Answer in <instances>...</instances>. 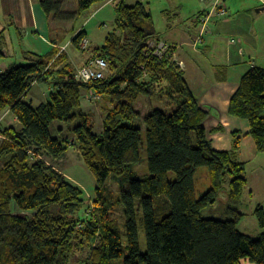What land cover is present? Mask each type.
I'll return each mask as SVG.
<instances>
[{"label": "trees", "instance_id": "trees-1", "mask_svg": "<svg viewBox=\"0 0 264 264\" xmlns=\"http://www.w3.org/2000/svg\"><path fill=\"white\" fill-rule=\"evenodd\" d=\"M107 0H75L77 9L61 12L60 0H40L46 14L73 21ZM114 28L92 57L108 62V74L94 83L76 77L68 53L56 48L48 56L26 51L25 60L0 70V113L10 109L18 127L0 129V264H69L76 247H91L85 264H241L248 259L264 264V207L255 209L262 232H242L239 224L247 185L246 164L240 157L243 134L233 132V146L218 150L207 135L208 111L173 60L154 55L151 41H160L148 2L116 3ZM74 30L76 48L87 31ZM0 31V64L7 47ZM57 44L62 36H54ZM57 42V43H56ZM170 51L175 47L170 45ZM82 48V47H81ZM147 80H142L144 78ZM51 86L49 101L37 107L25 100L35 83ZM177 103L167 113L153 108L144 116L149 172L138 174L141 128L132 124L140 114L136 103L155 89ZM95 89L110 103L101 134L81 109L84 91ZM231 115L247 119L257 151L264 153V67H250L230 100ZM69 126L76 148L97 181L94 214H81L84 191L46 161L63 158L69 139L54 137L53 121ZM221 128H216L220 130ZM208 169L210 187L197 197L195 173ZM173 171L175 179L169 178ZM110 175L128 184L118 196L104 192ZM229 184L227 219L206 218L202 211L214 204ZM140 199L146 236L141 251L135 200ZM126 217V243L114 205Z\"/></svg>", "mask_w": 264, "mask_h": 264}, {"label": "crops", "instance_id": "crops-1", "mask_svg": "<svg viewBox=\"0 0 264 264\" xmlns=\"http://www.w3.org/2000/svg\"><path fill=\"white\" fill-rule=\"evenodd\" d=\"M118 1L107 0L95 5L93 14H100L110 6L115 11ZM137 1L139 0L130 3L127 0L129 4H135ZM151 1L146 0L148 4ZM156 1L164 2L166 0H154L152 3ZM167 1L168 7L160 11L161 26H155L160 38L175 47L176 57L182 62L181 69L184 71L190 87L199 98L200 104L211 106L210 110L206 107L203 108L209 113L205 120V127L213 146L218 150L231 149L234 139L233 132H240L243 134L240 143V157L247 164L248 162L255 163L258 160L257 169L264 170V154L257 151L256 143L249 134V121L231 115L229 112L230 100L238 90L243 74L250 67H264V43L259 34L260 28H264V0H247L243 5H237L236 0ZM218 2L229 9V15H213L204 32V27L198 21V15L204 9L212 8ZM148 9L154 15L151 5L148 6ZM183 10H188V15L184 14ZM247 24H250L251 28L247 27ZM4 28L6 37L7 31L11 29L16 30L21 38L24 36V39H26L27 33H33V37L40 38L47 44L67 52L66 46L60 44V39H57V44L52 41L51 19L41 7L40 0H0V31ZM81 29H85L88 33L85 27L78 28L76 31ZM231 33L239 35V39L237 42L236 39H232L231 44L230 42L228 44L225 34ZM200 37L202 39L199 43ZM225 42L228 48L220 52L219 46H224ZM90 43L91 41H89V45ZM35 52L40 53V51ZM93 54L91 51L90 54L77 56L76 61L72 60L75 62V66L81 67L91 59ZM25 100L27 101V97ZM219 127L221 129L216 130ZM53 166L55 167V165ZM55 168L59 170L57 167ZM246 177L247 197L251 199L258 194L264 198V176L254 181L250 177ZM259 204L264 207L263 202H258L256 207ZM241 264L256 263L242 259Z\"/></svg>", "mask_w": 264, "mask_h": 264}, {"label": "rangeland", "instance_id": "rangeland-1", "mask_svg": "<svg viewBox=\"0 0 264 264\" xmlns=\"http://www.w3.org/2000/svg\"><path fill=\"white\" fill-rule=\"evenodd\" d=\"M61 1V12H73L77 9V4L75 0H60ZM148 4L151 5V8L154 13L155 25L158 27L161 26L162 18L160 11L167 6V0L164 2L156 1ZM130 3H134V0H128ZM247 0H236L235 3L237 5L246 4ZM96 6H93L90 10L85 11L81 14L79 18L73 21H58L54 19L55 13H53L50 17L52 24V33L54 36H62L60 39V44L62 46H66L67 52L71 58V61L74 63V68L77 70L79 66H75L76 57L80 55L90 54L91 51H94L95 48L101 47L104 45L106 36L108 32H110L114 28V23L116 19V10L113 11L112 6L108 7L104 11L100 12V14H93ZM210 9V7H209ZM205 10V9H204ZM163 13V12H162ZM184 14L188 15V10H183ZM229 15V9H228ZM166 16V15H165ZM166 20V17H165ZM264 20V14H263ZM85 27L88 30L89 37L88 40L91 41L89 47L86 49L76 48L72 42L74 36V30L78 28ZM247 27L251 28L250 24H247ZM252 33V32H251ZM259 34L262 36L264 43V28H260ZM21 38L19 34L11 29L7 31V39L8 44L5 48V56L0 64V70H4L11 63H21L24 61V53L27 50H35L40 51L43 54L48 56L52 55L55 47L53 45L47 44L40 38L33 37V33H27ZM226 42L231 44L232 39H239V35L235 33L225 34ZM225 42L224 46H219V51H223L227 49L228 45ZM60 46V47H62ZM151 51L154 55H158L162 57L166 55L169 57L172 54L173 60L176 62H181V60L176 57V52H171L170 47L167 49L155 48V45L150 43ZM99 57V56H97ZM92 58V57H91ZM176 58V59H175ZM198 58V57H197ZM74 61H73V60ZM196 59V58H195ZM248 60V57H246ZM245 60V61H246ZM88 62V61H87ZM108 74V72H107ZM144 78L142 80H147ZM162 86H159L155 89L151 96H141L137 103L136 109L140 112V114L135 118L132 122L133 125L141 128V145H140V153H141V163L134 167V171L138 174H146L149 172L148 166V153H147V142H146V125L144 123V116L149 113L153 108H161L167 113H171L177 107V103L168 99V97L161 91ZM93 89V88H92ZM90 90L84 91L81 97V109L84 113L88 114L91 122L95 126V132L101 134L103 131V120L104 115L107 110V105L110 106V103L104 100L102 94L97 92V90L93 89L95 93L99 96L98 100L94 101L91 98L93 97L90 94ZM51 92V86L47 83H35L31 89V91L27 95V101L32 106L37 107L43 102L49 101V94ZM95 94V95H96ZM8 126L18 127L19 122L16 116L12 113L10 109H5L0 113V129H3ZM51 133L54 137H60L62 139H69L70 148L67 151L66 155L58 160H53L51 158H44L55 165L60 171L65 173V175L75 184L82 188L84 191L85 205L81 214L84 216H90L94 214V200L96 198V186L97 181L95 176L85 164L81 154L79 153L75 142L72 138V134L69 130V126L66 122L63 121H53L51 124ZM4 138V135L0 133V140ZM264 154V153H262ZM257 162L251 163L248 162L246 164V176L250 177L253 181L255 179L264 176V170L257 169ZM263 168V167H262ZM176 175L173 171L169 172V178L175 179ZM120 178L115 175H110L105 188L103 189L106 194L112 195V197L118 196L122 189H128L129 185L122 184L119 182ZM195 187L197 192V197H200L201 193L209 189L210 187V179L208 174V169L205 166L198 167L195 173ZM228 190L229 184L225 185L224 190L220 194L219 199L214 204H211L203 209L202 215L206 218H218V219H227L228 215L226 214V205L228 202ZM247 187L244 191V205L241 207V210L245 213V216L241 223L239 224V229L251 235L252 237H257L259 233L262 231L258 225L257 217L254 214L255 208L258 202L264 203L263 196H259L256 194L254 198L247 197L246 193ZM135 208H136V220L138 226V234H139V242L140 248L142 252L146 250V236H145V227L143 223V213L141 210V202L140 199L135 200ZM112 217L116 218L119 222L120 230L123 232V243H126V236L124 232L126 231V217L123 213V209L121 206L117 204L113 206ZM91 247L86 245L85 247L78 246L75 248L69 264H85L88 261L90 256Z\"/></svg>", "mask_w": 264, "mask_h": 264}, {"label": "built area", "instance_id": "built-area-1", "mask_svg": "<svg viewBox=\"0 0 264 264\" xmlns=\"http://www.w3.org/2000/svg\"><path fill=\"white\" fill-rule=\"evenodd\" d=\"M146 1V0H142ZM206 1V0H205ZM227 15L228 9L225 5L221 4V2L215 3V5L210 9L203 10L198 15V21L204 27V32L208 28L209 20L213 15ZM203 32V33H204ZM203 35V34H202ZM201 35V36H202ZM202 37L198 39V42H201ZM152 45H155L156 50L163 48L167 49L169 44L163 40L160 41H151ZM89 45V40L87 37L83 38L81 41V47L86 49ZM176 59V58H175ZM177 61V59H176ZM178 63V62H177ZM182 62H179L178 65L181 67ZM108 62L103 57H93L88 60L83 66L79 67L76 70V77L85 83H94L98 80L104 79L108 72ZM90 94L93 96L91 99L96 101L98 100V95L95 93L93 89L90 90ZM96 94V95H95Z\"/></svg>", "mask_w": 264, "mask_h": 264}, {"label": "water", "instance_id": "water-1", "mask_svg": "<svg viewBox=\"0 0 264 264\" xmlns=\"http://www.w3.org/2000/svg\"><path fill=\"white\" fill-rule=\"evenodd\" d=\"M201 107H206V108H208L209 110H210V108H211V106L206 105V104H201Z\"/></svg>", "mask_w": 264, "mask_h": 264}]
</instances>
